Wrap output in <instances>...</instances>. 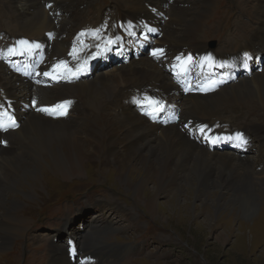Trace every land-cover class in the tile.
<instances>
[{"label": "bare ground", "instance_id": "6f19581e", "mask_svg": "<svg viewBox=\"0 0 264 264\" xmlns=\"http://www.w3.org/2000/svg\"><path fill=\"white\" fill-rule=\"evenodd\" d=\"M92 1L15 0V9L10 13L12 22L4 23L0 18V26L6 28L0 27V33H5L2 41L7 43L10 37L20 34V23L21 34L41 38L48 55L46 62L50 64L68 50L74 33L85 30L83 15L87 11L83 5H90ZM114 1L118 4L117 9L113 15L108 12L99 15V26L107 30V15L113 16L110 18L113 22L127 17L131 21L137 18L155 26L159 35L153 38L155 41L149 47H164L160 58H155L149 48L146 51L137 49L133 54L125 53L121 58L116 56L118 59L128 57L126 64L103 74H94L97 65L107 66L109 60L106 55H97L98 62L78 80L50 86L33 84L29 79L12 73L0 58V97L6 94L13 99L20 121L16 130L0 132V141H6V144L0 143V206L3 207L0 252L8 247L12 238L26 230L25 220L11 210L19 207V203L16 200L7 202V190L12 188L28 199L29 193L16 188L23 184L30 187L28 178L38 185L42 166L64 180L72 179L75 174H80L82 160L94 155H103L104 160L115 162L116 179L135 199L141 198L143 209L151 216L158 215L156 205L160 195L169 197L160 204V208H167L180 217L188 215L185 211L192 198L198 200L195 209L203 211L204 215L203 221L198 222L200 225L210 226L207 222L210 213L227 203L233 207L238 205V209L235 208L243 216H251L258 204L264 212V165L256 168L264 160V128L262 123L255 121L260 120L264 112H258L264 109V45L259 47L260 58L256 61L262 60L261 73L254 69L237 71L234 80L217 91L184 93L175 86L170 75L164 73L162 63L183 45L193 49L205 47V43L200 41V24L212 1L200 0V5L193 7L192 11L185 6L190 0ZM0 4H4V0H0ZM255 8L259 27L252 41L262 36L264 44V0H256ZM236 10L240 15L244 14L241 8ZM166 14L170 15L169 19ZM191 15L194 20L186 17ZM88 24L95 25L89 22L85 26ZM121 30L119 24L111 29L112 32ZM2 41L0 39V48ZM79 55L83 52L79 51ZM138 92H153L167 98L181 120L176 123L166 115L161 122L141 114L137 106L138 96H135ZM64 97H72L76 102L60 118L36 112L31 106L24 108L31 98L38 104H51ZM190 116L204 123L223 122L229 116L242 131L247 132L248 128L255 135L261 134L262 141L249 134L256 147L254 151L248 147L231 148L224 144L207 149L181 129L180 124ZM102 148L105 156L100 152ZM253 169H256L255 176ZM31 188L34 187L31 185ZM183 190L186 191V200L176 206L175 200ZM112 199L96 202L98 207L107 210L109 220L113 218V209L121 207L115 201L111 202ZM81 204L80 200L66 202L60 209L69 212ZM226 215L224 212L222 216ZM242 223L243 229L246 228V223ZM61 226L62 232L69 234L59 236L62 237L61 242L52 247L49 264H71L66 249L71 242L68 237L80 236L79 243L84 240L78 226L76 228L68 220ZM79 247L85 249L83 245Z\"/></svg>", "mask_w": 264, "mask_h": 264}, {"label": "rangeland", "instance_id": "374dc122", "mask_svg": "<svg viewBox=\"0 0 264 264\" xmlns=\"http://www.w3.org/2000/svg\"><path fill=\"white\" fill-rule=\"evenodd\" d=\"M211 1L212 5L200 24V41L209 42L210 40H216L217 42L218 40L222 48L229 46L234 48L240 38H244V42L241 45L251 43L259 27L255 8L256 0ZM200 2V0H190V3L185 4V6L190 7L188 11H192L200 5ZM91 4L83 5L87 11L83 15L84 20L86 17L91 19L102 10L118 6L114 0H93ZM14 6L15 0H4V4H0V18L4 23L12 22L10 13L15 9ZM240 8L244 14L240 15L238 10H236ZM103 14L101 13L100 15ZM166 16L169 19L170 15L166 14ZM192 16L186 17L189 19L191 17L192 20ZM167 18H165L166 21ZM85 25L83 24V26ZM18 26L20 27V29L18 28L20 34L21 32L23 33L20 23ZM4 27L1 28L6 29ZM110 28L113 29V26ZM245 36H248L249 40H246ZM129 54H133V52ZM107 62L108 65L112 66L106 68L101 63L94 68V74H103L127 63L119 64L121 61L118 58L114 63L110 59ZM163 71L168 75L165 70ZM26 106L28 107V105ZM259 111L262 113L264 109ZM255 121L258 124L262 123L261 125L264 128V112L261 114V119ZM248 134H251V132ZM255 140L257 139L255 138ZM100 152L105 156L104 148ZM102 157L103 155H94L93 157L84 158L80 174H75L72 179L66 180L56 173H52L49 168L44 169L42 166L39 171L38 185L37 182L35 184L28 178L27 181L30 182H28L30 187L23 184L16 188L25 194L29 193L28 199L12 190V188L7 190L5 194L7 202L16 200L19 203V207L11 210L14 214L22 216L26 222V230L24 234L12 238L8 247L0 252V264H9L13 252L17 253V264H21L22 261L26 263L27 254L29 253L26 251L27 242L25 243L24 239H19L24 236L33 243L34 249L46 247L43 251L44 255L48 254V249H50L49 255H51L52 247L56 243L61 242L62 237H58L54 243H51L52 237L49 236L56 233L54 216H46L48 219L40 224L41 219L38 220V215L39 213L41 216L49 214L45 210L48 205L54 201L67 198L74 199L75 202L77 200L82 201L79 207L72 210L73 212L63 211V216L67 218L64 220L57 219L60 220L59 228L61 231H63L61 224L65 220L75 225L76 228L77 226L80 228L78 230L81 232V236L84 237L83 243H79L80 236L76 238L69 235L70 237H68V239H71L69 248L72 251L82 245L85 249L95 250L93 246H98V244L145 242L144 245L140 242L139 251L134 252L135 257L125 261H123L125 258L120 261H114L115 258H112L108 260L109 264H264V212L260 209L259 204L255 207L251 216H243L241 212H238V205L236 204L234 206L237 209L230 204L228 205V203L227 205H222L210 213L211 215L207 222L211 225L207 226L199 224L203 221L204 215L203 211L195 209V205L199 202L198 200L192 198L185 211L188 215L180 217L167 208H160V204L169 198L160 195L157 198L156 205L158 215H155L156 217L151 216L143 209L141 198L135 199L128 190L123 188L121 182L116 179L117 168L115 162L108 159L104 160ZM255 170L253 169L254 176L256 175ZM46 175L48 176L46 177ZM31 185L34 188H31ZM95 186H98L99 189H94L96 188ZM212 190L217 189L213 188ZM144 194H147L146 190H144ZM185 194L186 191L183 190L178 199L175 200L176 206L185 202ZM108 198L109 200L113 198L111 202L115 201L121 205L118 209H116L117 206L113 209L112 220H109L107 210L101 209L96 204V206L93 205L95 200L101 199L105 202ZM142 198L145 197L142 196ZM61 205H54L55 210L61 212L60 208L65 206ZM224 212L227 214L225 217L222 216ZM1 214H3V207L0 206ZM230 216L232 220L229 219ZM52 219L53 221H51ZM242 221L246 223L245 231ZM37 223L40 225L44 223V226L38 225V229H35L34 224ZM47 223L48 225H45ZM80 224L81 226L79 227ZM32 227L35 230L30 234ZM66 234L68 235L69 233L64 235ZM249 236L252 238H249ZM46 260L47 257L45 258ZM101 262L102 256L99 255V261L95 264H100ZM70 263L74 264V260L71 259ZM27 264H41L40 255L32 250L29 263ZM47 264H49V261Z\"/></svg>", "mask_w": 264, "mask_h": 264}, {"label": "snow or ice", "instance_id": "6c2138e0", "mask_svg": "<svg viewBox=\"0 0 264 264\" xmlns=\"http://www.w3.org/2000/svg\"><path fill=\"white\" fill-rule=\"evenodd\" d=\"M150 31H154V29H150ZM80 35H83V33H81ZM18 43L20 45L24 46L25 50H27V51H30L33 48H39L40 47L39 44L30 43L27 40H21ZM106 43L107 44H111L112 41L108 40ZM96 47H97L98 51L96 53H93L92 56L88 57V59H93V58H95V56L100 55L101 52L107 50V47L101 49L100 45H97ZM82 50H83V48L77 49L76 46L74 45L73 49L69 53V55L72 56L74 59H76V58H78V52L82 51ZM15 51H16L15 48H9L8 49V52L10 54L14 53ZM163 52H164L163 49H155V50H153L152 55L154 57H156V58H160L163 55ZM244 55H245V59L249 58L247 53H245ZM176 60L177 61H181L180 67L183 68V67H185L186 64L191 63L192 57L188 56L185 59V58H183L181 56H177ZM202 63H207L208 66L211 67L213 65V63H214V60H213V58L211 56H206V57H204L202 59ZM86 67H87V60H84L82 62V64L78 65L77 72L73 73V75H77L80 71H85ZM61 68L65 69L67 71H71V69L68 68V65H67L66 61H60L57 65H54V70H58V69H61ZM44 75L45 76H50V75H52V73L45 72ZM53 78H55V77H53ZM210 83L214 85L217 82L216 81H211ZM202 90L203 91H209L211 89L209 87H205ZM145 102L147 104V108H146L144 114L145 115H149L153 119H155L156 118V114L161 112L164 109V107H165V105L161 101L156 100V99L151 98V97H144V100L139 101L138 103L144 105ZM34 103H35V101H34ZM70 104H71L70 101H65L61 105H56L55 106L56 109L60 110L59 111V115L67 114V108H68V106ZM0 109H2V106H0ZM37 110L38 111L48 112L49 114H55V111L53 109L39 108ZM16 126L17 125H16V122H15V119L7 111L0 110V130L7 131L9 128H14ZM205 127L206 126H201L198 130L203 134ZM218 139H220V138H218V137L217 138H212L211 142L212 143H216V141ZM227 139L234 140L236 142V146L237 147H241V148L246 147V145L248 143V141L245 138V136L242 133H240V132L235 133L234 136L228 137ZM0 143H5L6 144V141H0Z\"/></svg>", "mask_w": 264, "mask_h": 264}]
</instances>
